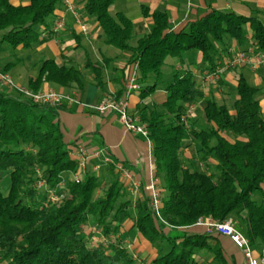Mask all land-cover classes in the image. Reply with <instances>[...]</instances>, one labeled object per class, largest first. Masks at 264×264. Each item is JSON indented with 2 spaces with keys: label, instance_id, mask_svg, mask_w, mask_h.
<instances>
[{
  "label": "trees",
  "instance_id": "1",
  "mask_svg": "<svg viewBox=\"0 0 264 264\" xmlns=\"http://www.w3.org/2000/svg\"><path fill=\"white\" fill-rule=\"evenodd\" d=\"M59 2L30 0L13 5L0 0V43L32 48L42 42L39 27L48 24ZM81 2L83 14L98 23L103 42L128 52V63L136 65L137 113L146 125L156 175L162 181L164 222L152 211L147 196L124 199L126 188L112 164L107 178L88 174L78 182L63 179V173L76 170V163L69 156L55 110L21 93L0 90V185L6 181L5 190L0 187V264H136L126 246L104 241L125 219L132 220V229L156 250L149 264H227L220 235L191 230L199 217L233 216L237 226L244 227L251 246L259 250L264 246V117L259 88L239 73L236 95L227 105L205 97L192 71L185 69L173 71L164 83L168 92L164 102L142 101L163 83L168 57L183 62L187 51H198L207 70H214L218 46L224 47L228 40L239 47L250 42L256 51L264 50V23L257 16L212 8L173 31L165 11L149 14L144 10L151 23L131 45L133 24L122 13L111 14L113 0ZM85 61L87 73L70 60L58 63L46 58L37 76L29 79L28 88L37 91L48 82L81 89L87 74L102 87L104 65L92 62L88 54ZM10 65L1 71H8ZM199 99L205 100L206 126L199 128L188 120L186 126L181 120L186 105ZM186 141L199 146L198 160L206 169L191 160L184 162L181 150ZM210 158L216 162L212 167ZM37 180L47 188L64 181L58 206H44L46 191L42 188L40 193L34 185ZM255 192L262 194V202L253 199ZM91 225L104 238L96 245L88 231Z\"/></svg>",
  "mask_w": 264,
  "mask_h": 264
},
{
  "label": "crops",
  "instance_id": "2",
  "mask_svg": "<svg viewBox=\"0 0 264 264\" xmlns=\"http://www.w3.org/2000/svg\"><path fill=\"white\" fill-rule=\"evenodd\" d=\"M29 1L9 0L13 5H26ZM212 8L233 11L245 16H257L264 23V0H113L109 11L111 14L122 13L131 20L134 33L131 45H134L136 39L147 32L151 23V17L145 16L143 14L144 10H147L149 14L154 10L165 11L171 30L179 31L205 15ZM83 11L81 0H61L53 15L49 18L48 24L39 27L41 38L44 40L38 46L50 52L52 54L51 58L58 63L70 60L75 67L83 72L86 71L85 54H88L92 62L104 65L102 69L103 86H97L93 80L94 76L90 74L86 75V83L81 89L75 84L62 87L47 82L51 88L73 98L71 101L64 100L60 105L49 106L56 112V120L64 132L69 151L72 147L82 144L89 152H99L88 159L86 171L82 173L83 179L88 174L99 178H107L108 165L112 164L115 167L117 164H121L124 170L129 173L128 177L121 176L118 173L120 181L126 188L125 199L133 201L147 196L144 185L156 175L153 151L142 135L125 129L117 113L113 111L99 113L93 108V105L97 104L105 95L112 94L118 98L126 99L128 112L131 115L138 116L137 105L140 103L138 91L128 92L125 87V82L135 70V66L128 63V52H122L103 42L104 36L98 23L90 16H85ZM77 17L87 26L88 30L86 32L80 30ZM58 20H62L63 26L53 31V23ZM247 29L250 31L249 27ZM249 47H253L256 51L250 42L239 47L233 40H228L224 47L218 46L216 63L221 61L222 56L230 48ZM104 59H107L108 62H105ZM206 67L207 65L202 61L201 53L193 50L186 52L183 62L175 60L174 63H170L166 61V65L163 67L165 73L163 83L158 85L156 90L142 103L164 102L168 92L163 85L169 80L171 73L190 69L205 97H212L229 105L236 95L237 77L239 73H243L249 84L259 88L257 97L264 117V92L263 94L260 93V89L264 91V60L256 65L245 64L228 68L220 74L219 79L212 81L204 78ZM34 77L36 75L31 76L28 71L19 70L12 75V78L18 84L26 87H28L29 79ZM44 86L43 83L40 89ZM2 91L7 92L6 90ZM226 99L230 100L229 104L225 101ZM191 104L194 105V109L188 115L187 120L189 124L200 127L197 118L200 116L199 121L205 124L203 113L205 100L199 99ZM186 142V146L181 150L182 156L186 161L191 160L195 163V154H197L199 146L190 141ZM208 162L210 167L216 163L212 158ZM198 163L200 168L206 169L199 160ZM115 171H117L116 168ZM62 178L72 179V172L63 173ZM158 185L162 192V181L159 178ZM162 195L163 193H161ZM191 230L202 232L201 229L195 226H192ZM219 239L227 258V264H243L241 251L227 237L219 236ZM107 240L126 246L136 264H149L150 260L156 256V250L140 233L132 229V220L130 219L122 221L117 230L110 234ZM142 255H144L145 262L141 260ZM137 256L139 259H136Z\"/></svg>",
  "mask_w": 264,
  "mask_h": 264
},
{
  "label": "built area",
  "instance_id": "3",
  "mask_svg": "<svg viewBox=\"0 0 264 264\" xmlns=\"http://www.w3.org/2000/svg\"><path fill=\"white\" fill-rule=\"evenodd\" d=\"M80 30L86 32L87 26L80 21L77 17ZM63 26L62 20H58L53 23V31L60 29ZM264 60V50L255 51L253 47H249L246 50L243 49H228L226 54L222 56L221 61L217 63L214 70H205L204 78L209 81L219 79L220 74L228 68H234L240 65L251 64L256 65ZM135 70L131 73L130 77L125 82L127 91H138L140 85L137 82L136 65ZM0 83L6 84L8 87H15L12 79L8 74H0ZM26 98L31 99L33 102L43 105H60L64 100L71 101L73 98L63 92L57 91L50 86H45L42 90L33 92L31 90L19 88L18 89ZM93 108L99 112L104 113L106 111H113L118 114L120 121L126 130L142 135L152 150V142L148 138V131L146 125L139 120L137 115H131L128 112V103L126 99L118 98L112 94L105 95L97 104L93 105ZM194 105L190 104L186 107L184 114L181 116V120L187 126V117L193 111ZM99 152H89L82 144H78L69 151V156L76 163V170L72 172V180L81 181L83 179L82 173L86 171L88 159L97 155ZM116 169L121 176L128 177L129 173L124 170L121 164L116 165ZM38 189H45L46 199L43 202L45 207L58 206L64 197L63 189L64 181L57 184L55 188H47L46 184L42 180H38L36 184ZM145 192L148 197L149 205L152 211L163 221L161 217L162 196L161 189L158 185V178L155 175L150 178L148 183L144 185ZM164 222V221H163ZM195 227H198L207 234H218L220 236L227 237L231 243L237 247L243 256V264H264V246L259 250L251 246L249 239L242 234L237 228V220L229 216L223 220L214 219L212 217H199L194 223ZM93 245H96L101 240L95 236H91ZM104 241L110 242L107 239Z\"/></svg>",
  "mask_w": 264,
  "mask_h": 264
},
{
  "label": "rangeland",
  "instance_id": "4",
  "mask_svg": "<svg viewBox=\"0 0 264 264\" xmlns=\"http://www.w3.org/2000/svg\"><path fill=\"white\" fill-rule=\"evenodd\" d=\"M0 56H1V58H0V74H5V73L8 74L10 76V78L12 79L14 85H15V87L14 86L8 87L6 84L0 83V89H1V91L6 90L7 92H5V93H11L13 95H16V94L21 93L18 90L19 88H23V89H27V90H31V89H29L28 87H26L24 85L18 84L12 78V75L14 74V72L17 70L24 71V72L28 71L31 74V76H33V74L37 76V74L39 72L41 61L46 59L47 57L51 58L52 54L50 52H47V50H43L42 48H39L38 44L36 46H33L32 48H24V47L12 48V47H8V46L0 43ZM166 61H169L170 63H174L175 59L168 57L166 59ZM7 64H11L8 71H6V72L1 71L2 67L7 65ZM43 83L45 86L48 85L47 82H43ZM42 89L43 88L38 89L37 91L42 90ZM31 91H33V90H31ZM37 91H33V92H37ZM260 91H261L260 93L263 94V92H264L263 89H260ZM21 95L24 96L22 93H21ZM225 101L228 102V104L230 103L229 99H226ZM196 116H197V114H196ZM199 118H200V116L197 118L198 119V125L200 126L199 128L205 127L206 125L203 124L201 121H199ZM195 157H196L195 165L197 167H199L198 154H195ZM184 162H185V158H184ZM36 175H37V173H36ZM37 183H38V180L35 182V184L34 183L33 184L36 186ZM0 187L2 190H5V188H6V181L5 180L2 182ZM62 189L64 190V188H62ZM39 191H40V193L43 192L42 189H39ZM252 197L257 202H259V203L262 202V199H263L262 194L259 192H255L252 195ZM124 199H125V197H124ZM129 210L131 213H134V211H135L133 208H130ZM231 217H233V216H231ZM237 228L242 234L245 235V229L241 224L238 225ZM95 229L96 228L91 225V227H89L88 231H91V234H93L97 239L102 241L103 239H101L102 238L101 234ZM143 257H144V255H142L141 260H142V262H145L144 261L145 259ZM136 259H139L138 256L136 257Z\"/></svg>",
  "mask_w": 264,
  "mask_h": 264
}]
</instances>
